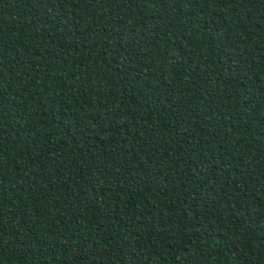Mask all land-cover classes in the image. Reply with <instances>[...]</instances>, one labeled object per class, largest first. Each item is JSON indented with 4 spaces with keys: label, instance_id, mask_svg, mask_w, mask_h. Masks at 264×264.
I'll return each mask as SVG.
<instances>
[{
    "label": "trees",
    "instance_id": "trees-1",
    "mask_svg": "<svg viewBox=\"0 0 264 264\" xmlns=\"http://www.w3.org/2000/svg\"><path fill=\"white\" fill-rule=\"evenodd\" d=\"M0 264H264V0H0Z\"/></svg>",
    "mask_w": 264,
    "mask_h": 264
}]
</instances>
